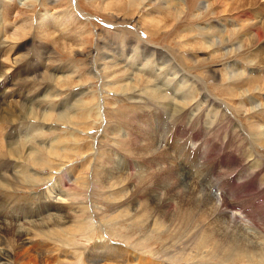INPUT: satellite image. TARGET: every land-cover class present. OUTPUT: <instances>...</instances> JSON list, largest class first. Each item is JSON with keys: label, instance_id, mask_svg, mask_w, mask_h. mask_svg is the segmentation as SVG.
Masks as SVG:
<instances>
[{"label": "rangeland", "instance_id": "1", "mask_svg": "<svg viewBox=\"0 0 264 264\" xmlns=\"http://www.w3.org/2000/svg\"><path fill=\"white\" fill-rule=\"evenodd\" d=\"M24 1L0 0L4 70L0 87L5 86L0 89L1 101L6 108H19L23 95L33 98L44 93L39 95L41 107L28 105L35 114L29 122L9 125L12 111L7 121L1 115L0 220L13 230L8 227L9 234L2 236L12 254L0 264H29L25 247L32 260L41 255L42 264H264V258L252 260L240 254L238 245L243 243H233L231 235H224L220 223L227 218L212 209L217 204L210 198L207 203L212 204L200 202L186 191L189 186L209 193L217 189L213 197L220 192L232 200L227 212L234 213L239 203L251 207L256 218L264 217L258 184L246 186L236 174L244 161L239 157L238 137L231 134L236 128L252 136L264 132L260 114L264 82L258 83L261 90L254 95L246 93L247 101L239 95L247 90L243 79L245 84L249 78H264V66L256 65L255 59L264 41L258 47L245 33L231 36L228 31L237 27L221 15L215 0H37L33 7ZM229 2L235 9L248 4V0ZM259 20L262 25L264 14ZM12 33H17V40ZM21 68L32 74L21 75ZM50 74L55 79L50 81ZM231 77L241 80V88L231 84ZM155 86L166 97L151 96ZM175 101L188 105L183 104L188 116L176 121L173 115L179 113L165 109ZM39 113L52 116L50 122L38 120ZM10 126L18 143L26 134L29 141L40 144L41 154L22 151L11 156L6 144ZM194 126L197 138L192 137ZM157 148L168 151L172 162L157 165L156 152H151ZM258 150L262 157L264 145ZM27 156L41 164L33 168ZM232 163L234 175H230ZM167 166L180 177L173 178L172 185ZM217 172L223 179L215 176ZM177 181L187 184L183 195L173 191ZM244 185L249 193L240 192ZM63 188L68 197L55 204L59 196L50 190ZM42 203L47 207L40 211ZM236 219L246 222L238 214ZM13 225L29 235L18 239ZM111 244L145 261L137 263L131 254L132 261L122 256L107 263L103 252L114 256Z\"/></svg>", "mask_w": 264, "mask_h": 264}, {"label": "bare ground", "instance_id": "2", "mask_svg": "<svg viewBox=\"0 0 264 264\" xmlns=\"http://www.w3.org/2000/svg\"><path fill=\"white\" fill-rule=\"evenodd\" d=\"M70 1V0H69ZM230 0H215V3L216 4H218L219 5V7H220V13H221V15L223 14V15H226V17L229 19V21H231V23L233 24V25H235L237 28H235V27H233L232 28V30H227L228 31V33H230L231 34V36L232 35H234V36H236V37H240L241 35H243L244 33L245 34H247L249 37H250V41H251V43L253 44V45H255V46H257L258 45V47L260 46V44L261 43H263V41H264V21H263V23H262V25L258 22V21H260L259 19H262V17H263V14H264V6H261L262 4H263V2H264V0H263V2L260 4V0H248V4H247V6H246V8H240V9H235V8H232L231 6H230V2H229ZM31 3V6L33 7L34 6V4L36 5V3H37V0H29V1H24V3L23 4H26V3ZM212 4V3H211ZM264 5V4H263ZM255 6H258V8H254ZM184 11V10H183ZM208 13V12H207ZM186 15H188V14H186ZM218 16V15H217ZM184 17V16H183ZM222 17V16H221ZM225 17V16H224ZM224 17H222V18H224ZM227 18H225V19H227ZM228 19H227V21H228ZM256 20H258L257 22H256ZM226 21V20H225ZM0 22H1V20H0ZM260 24V25H259ZM1 30H2V28H1V26H0V32H1ZM3 31V30H2ZM210 31V29H208L207 30V32H209ZM14 32H15V30H14ZM13 32V33H14ZM215 32L216 33H221L222 31H220V30H218V29H215ZM12 33V35L14 36V38L17 40V33L16 34H13ZM49 33V32H48ZM48 33H42V36L43 35H47ZM1 34V33H0ZM66 34H68V32H64V35H66ZM227 34V33H226ZM244 36V35H243ZM246 36V35H245ZM247 36V37H248ZM242 37V36H241ZM226 39V38H225ZM243 40V39H242ZM1 44V43H0ZM64 44V43H63ZM62 45V44H61ZM66 45V44H65ZM68 46V45H67ZM82 46V45H81ZM254 46V48H256ZM72 47V46H71ZM2 48V47H1ZM146 52V50H142V53H145ZM158 55H159V57H161L159 60H162L163 58H165V57H163L162 55H163V53H158ZM131 56V55H130ZM255 56H256V60H258V61H256V65L258 64V65H262V66H264V47H259V49L256 51V53H255ZM255 59L253 60L252 59V63H254V61H255ZM160 62V61H159ZM187 62V61H186ZM16 63V62H15ZM17 64L19 65V67L21 66V63H18L17 62ZM162 64V63H161ZM23 65V64H22ZM235 65V64H234ZM252 65V64H251ZM251 65H249V66H251ZM262 66H261V68H262ZM165 68V67H164ZM246 68V67H245ZM244 68V69H245ZM24 69V68H23ZM22 68H21V75H24V74H28V73H30V72H27V73H25V70H23ZM176 69V68H175ZM230 69V68H229ZM257 69V68H256ZM260 69V68H259ZM263 69V68H262ZM32 70V69H31ZM234 70V69H233ZM236 70H238L237 68H236ZM176 71H178V70H176ZM180 71V70H179ZM245 71V70H244ZM247 71V70H246ZM260 71V70H259ZM33 72V71H32ZM38 73V72H37ZM57 73H61V70H57ZM247 73V72H246ZM260 73V72H259ZM3 74H4V70H2V67L0 66V78L3 76ZM30 74H32V73H30ZM160 74V73H159ZM232 74V73H231ZM237 75H238V73H236ZM236 74H235V76H236ZM240 74V73H239ZM179 75V74H178ZM177 75V76H178ZM264 75V74H263ZM35 76V75H34ZM210 76V75H209ZM248 76V75H247ZM246 76V77H247ZM259 76V75H258ZM52 77L55 79V75L54 74H50V75H48V78L50 79V81L52 80ZM241 77V76H240ZM240 77H238V78H240ZM245 77V76H244ZM249 77H251V76H249ZM263 77V76H262ZM3 78H4V76H3ZM6 78V77H5ZM22 79V78H21ZM26 79V78H25ZM48 79V80H49ZM237 78L236 77H231V81H233V80H236ZM247 79V78H246ZM23 80V79H22ZM45 80V79H44ZM43 80V81H44ZM66 80V79H65ZM244 80V79H243ZM243 80H242V85H244V88H246L247 90H245V91H243L242 93H240L239 95H240V99L241 100H246L247 101V99H249V98H247L246 97V93H252V95H254L255 94V90H261V88L260 87H258V83L259 82H261L262 83V81L264 82V78H262V79H260V77H253V78H249L248 80H247V82H245V84H243L244 82H243ZM3 82H4V80H2ZM46 81H47V79H46ZM59 81V80H58ZM62 81V80H61ZM207 81V80H206ZM241 80H238V81H233L231 84L233 85V86H235L236 87V89H239V88H241V83H239ZM63 82V81H62ZM57 83V82H56ZM169 83V82H168ZM203 83V81L201 82V84ZM238 83V84H237ZM0 84H1V81H0ZM3 84H5L6 85V83H3ZM11 84H13L14 85V83H11ZM128 84V83H127ZM257 84V85H256ZM159 85V84H158ZM263 85H264V83H263ZM164 86V85H163ZM168 86H171V85H168ZM203 86V85H202ZM3 87H5V86H3L2 85V87H0V89L2 88L3 89ZM174 87V86H173ZM6 88H7V86H6ZM127 88V87H126ZM136 89V88H135ZM199 89H202V87H200L199 86ZM204 89V88H203ZM166 90V89H165ZM164 90V91H165ZM174 90V89H173ZM186 90V89H185ZM189 90V89H188ZM230 90V89H229ZM264 89H262V91H263ZM151 91V96H153V97H158L159 99H160V97L162 96V97H166L164 94H162V92H161V89L159 88V87H157V86H155V88L152 90H150ZM253 91H255L254 92V94H253ZM235 92V91H234ZM234 92H232V91H230V94H234ZM42 93H44V92H42ZM42 93L41 94H39V95H42ZM139 93V92H138ZM148 93V92H147ZM146 93V94H147ZM264 93V92H263ZM189 94V93H188ZM193 94V93H192ZM201 94H202V92H201ZM206 94V93H205ZM247 94V95H248ZM39 95H36V96H33V98H28V97H26V95H23L22 97H21V104L20 105H18L19 106V108H16V105H14V107L12 106V108H11V106H9L8 108H6V106L5 105H3V101H1V99H2V95L0 96V122H2L1 120H2V117H1V115L3 116V121H7V115H10L11 113H10V110L12 111V114H13V118H14V120L13 121H11V124H9V125H14V124H16L15 122L17 121V122H24V121H27V122H29V120H30V118L31 117H29V116H34L35 114H34V110L33 109H31L30 108V106H28V105H30V104H36L37 106H39L40 104H42L41 102H43L42 101V99H40L39 100ZM167 95V94H166ZM200 95V94H199ZM258 95H259V93H258ZM261 95V94H260ZM75 96V95H74ZM146 96H148V97H151L150 95H145V97ZM189 96V95H188ZM191 96V95H190ZM76 97V96H75ZM249 97V96H248ZM168 98V97H167ZM183 98V97H182ZM189 98V97H188ZM244 98H246V99H244ZM148 99H150V98H148ZM156 99V98H155ZM206 99V98H205ZM209 99V98H208ZM152 100V99H151ZM191 100V99H190ZM189 100V101H190ZM193 100V99H192ZM264 100V99H263ZM166 101H168V100H166ZM34 102V103H33ZM176 102V101H175ZM173 103V102H168V104H167V102H165L167 105L165 106V109L166 108H169L170 110L172 109L173 111H174V114H175V112L176 113H179L178 115H173V117H174V119H175V121L178 119H182V117H187L188 116V110H185L186 108L184 107V105H186V107L188 106L184 101H177L176 103ZM206 103H207V101H205ZM160 103V102H159ZM262 103H264V102H262ZM18 104V103H17ZM183 105V106H180V105ZM262 105V104H261ZM264 105V104H263ZM31 106H33V105H31ZM36 106V107H37ZM40 107H41V105H40ZM39 107V108H40ZM171 107V108H170ZM211 107V106H210ZM218 107V106H217ZM264 107V106H263ZM253 108H254V106H253ZM168 109V110H169ZM206 109H207V107H206ZM261 109H262V106H261ZM264 109V108H263ZM215 111V110H214ZM259 111V109H257V111L256 112H258ZM172 112V111H171ZM222 112H223V110H222ZM255 112V111H254ZM255 112V113H256ZM36 113V112H35ZM30 114V115H29ZM40 115L38 116L39 117V119L38 120H40V121H42L43 123H46V122H48V118L49 117H52V116H49V115H46V114H41V113H39ZM172 114V113H171ZM250 114H252V113H250ZM260 114H262V116L264 117V112H262V113H260ZM256 115V114H255ZM197 116V115H196ZM260 116V115H259ZM195 117V116H194ZM256 117V116H255ZM257 117H258V115H257ZM227 118V117H226ZM9 119H12V118H9ZM35 119H36V117H35ZM173 119V118H172ZM264 119V118H263ZM192 120V119H191ZM218 121V120H217ZM227 121L228 122H230L231 124H230V127L232 128V126L234 125V123L232 122V120L231 119H227ZM49 122H50V120H49ZM48 122V123H49ZM184 122V121H183ZM5 123V122H4ZM7 123V122H6ZM164 124V123H163ZM195 124V123H194ZM199 124V123H198ZM197 124V125H198ZM44 125H46V124H44ZM48 125V124H47ZM208 125V124H207ZM218 126V125H217ZM235 126V125H234ZM11 127V133H10V136L7 138V141H6V144H7V146L10 148L9 149V152H10V154H11V156L13 155V156H17V155H14V153H18V152H26L28 155H36V156H38V155H40L41 154V150L39 149V148H41V147H39V143H34V141H33V143L31 142V141H29V139H28V137H27V135L25 134L24 136H21V138H23V137H26V139H21V142L20 143H18V141L15 139V137H16V135H15V129L13 128V126H10ZM175 127V126H174ZM209 128V127H208ZM214 128V127H213ZM236 128V126L234 127V129ZM176 129V128H175ZM198 129V128H197ZM216 129V128H215ZM237 129V128H236ZM234 130L231 134H234L235 135V139L237 138L238 139V141H239V143H238V145H237V147H239L240 148V152H239V157H241V159L244 161V164H242V162H241V164L243 165V167L241 166V164H240V166L242 167V168H240L241 170L238 172V173H236L237 174V176H238V179H240L239 181L241 182V183H246V186L247 185H253V184H255V183H257L258 184V192L259 193H261L263 196H264V152H263V156L262 157H259L258 156V148H259V146H261L262 144L264 145V132L263 133H261L260 134V136L259 135H256V134H254L253 136H252V134H245V133H243V132H241L240 130ZM148 130V129H147ZM206 131V130H205ZM217 131V130H216ZM197 133V134H196ZM209 133V132H208ZM21 135H22V133H20ZM199 134V132H198V130H196V127L194 126V128H193V136L192 137H194V138H197V136L199 137L200 135H198ZM205 134V133H204ZM207 134V133H206ZM215 134H216V132H215ZM37 135L39 136V134H36V136L35 137H37ZM216 135H218V134H216ZM215 135V136H216ZM43 136V135H42ZM30 137H33V135H31ZM213 137V136H212ZM211 137V138H212ZM218 137V136H217ZM234 137V136H233ZM231 138V137H230ZM155 138H151V140L152 141H156V140H154ZM160 139V138H159ZM223 139V138H222ZM208 140V139H207ZM160 141V140H159ZM162 141V140H161ZM38 142V141H37ZM164 142V141H163ZM228 142H230V141H228ZM258 142H261L262 144H258ZM160 143V142H159ZM162 143V142H161ZM232 144H234V143H232ZM236 144V143H235ZM161 145V144H160ZM211 145V144H210ZM1 146V145H0ZM162 146V145H161ZM161 146H159V147H161ZM223 146V145H222ZM130 147V146H129ZM143 147V146H142ZM156 147V146H155ZM214 147V146H213ZM235 147V146H234ZM258 147V148H257ZM236 149V148H235ZM144 150V149H143ZM237 150V149H236ZM220 151V150H219ZM151 152H156V158L155 159H158V160H155V162L157 163V165L158 164H161V163H163V164H166V165H168V161L170 160L171 162H172V159H171V155H170V153L168 152V151H161L160 149H158L157 148V150H151ZM162 152V153H161ZM255 153H257V156L255 155ZM22 154H25V153H22ZM154 155V154H153ZM24 156V155H23ZM25 157V156H24ZM238 158V157H237ZM27 159L29 160L28 161V163H31L32 164V167L34 168L35 166H39L40 164H41V161H35L33 158H31L30 156H27ZM240 159V158H239ZM151 161V160H150ZM158 161H160V162H158ZM169 161V162H170ZM240 163V162H239ZM5 165H6V163H4ZM3 164V165H4ZM233 164V163H232ZM153 165V164H152ZM223 166H224V164H222ZM239 165V164H238ZM237 165V166H238ZM31 166V165H30ZM171 166V165H170ZM222 166V167H223ZM228 166V165H227ZM227 166H225L224 168H226ZM236 166V167H237ZM231 167V166H230ZM172 168V167H171ZM228 168V167H227ZM238 168V167H237ZM229 169H232V170H230V175H234L233 173H234V169H235V164H233V166L231 167V168H229ZM237 170V169H236ZM235 170V171H236ZM11 171V170H10ZM9 170H8V172H10ZM154 171H155V169H154ZM157 171V170H156ZM160 171V170H159ZM158 171V172H159ZM165 171V170H164ZM210 171V170H209ZM219 171V170H218ZM251 171V172H250ZM220 172V171H219ZM78 173V172H77ZM165 173L167 174V178L169 179V183H171V185H172V181H173V178L175 179H177V178H180L179 177V175H178V173H176V171H174L173 170V168L172 169H169L168 168V166H167V168H166V171H165ZM158 174V173H157ZM211 174V173H210ZM218 172L217 173H215V176H217V177H219L220 178V180L221 179H223L222 177V174H218ZM228 174V173H227ZM12 175V174H11ZM160 175V174H159ZM208 175V174H207ZM12 176H15L14 174L12 175ZM212 176H213V174H212ZM227 176V175H226ZM229 177V176H228ZM114 178V177H113ZM124 178V177H123ZM138 178H140V177H138ZM199 178V177H198ZM125 179V178H124ZM127 179V178H126ZM145 179V178H144ZM226 179V178H225ZM154 180H155V178H154ZM179 181V180H178ZM178 181H177V184H176V186L174 187V192L175 193H177V194H184L185 193V190H184V188L186 187V183H183V182H179L178 183ZM165 182V181H164ZM240 182H238V183H240ZM211 183V182H210ZM252 183V184H251ZM174 184V183H173ZM146 185H148V183H146ZM165 185V184H164ZM195 185V184H194ZM196 186V185H195ZM241 186V185H240ZM246 186L244 185L243 187H240L241 188V190H240V192L242 193H249V190L246 188ZM255 187V186H254ZM212 188H214L213 186H212ZM216 188V187H215ZM237 188V187H236ZM239 188V187H238ZM237 188V189H238ZM257 188V187H256ZM66 188H63L62 190H61V192H59V190H58V192L56 191V190H50V194H53V193H56L58 196H59V198L56 200V202L57 203H55V204H60V203H62L61 201L63 200V199H65V198H67L68 197V191L67 190H65ZM167 189V188H166ZM237 189H235V190H237ZM158 190V189H157ZM207 190V189H206ZM189 194H191V195H194V196H196V197H198V198H200L199 200H200V202H203V203H207L208 201H209V198H210V200L213 202V204L214 205H218V206H215V207H213L212 206V209H214L215 210V213H218V214H220L221 216H224V217H226L227 219H223L222 220V222L220 223V225H221V227L223 228V230L225 231V233H224V235L225 236H227V235H231V237H232V242L233 243H243V244H240V245H238L239 246V250H240V254H246L247 256H251V259L252 260H254V259H260L261 261L263 260V258H264V235H262L261 233L264 231V217L263 218H256L255 217V215L253 214V212L251 211V207L250 208H248V209H245L244 207H242V205H239V203L238 204H236V207L238 208V210L237 209H235L236 211L233 213H230V212H227V210H228V205H229V203H231L232 202V200H229L228 198V200L227 199H224L223 198V196L220 194V192H217L216 194H217V196H219L218 198L217 197H213V192H216L217 191V189L215 190V191H213L212 193H209L208 191L207 192H205L204 191V188H201L200 187V189H198V188H195L194 186L192 187V186H189L188 188H187V190H186ZM219 191V190H218ZM226 191V190H225ZM234 191V190H233ZM248 191V192H247ZM202 192H204L205 193V195H203L204 193H202ZM239 192V193H240ZM138 193V192H137ZM223 193V192H222ZM236 193V192H235ZM237 193H238V190H237ZM237 193H236V195H237ZM188 195V194H187ZM229 195H230V193H229ZM172 196V195H171ZM170 196V197H171ZM234 196V195H233ZM232 196V198H235V196L233 197ZM242 196V195H241ZM159 197V196H158ZM229 197V196H228ZM231 197V196H230ZM229 197V198H230ZM251 199V198H250ZM173 200V199H172ZM172 200H170V201H172ZM155 201H157V200H155ZM163 201V200H162ZM170 201H168V203L170 202ZM206 201V202H205ZM234 201V200H233ZM212 202L211 203H207V204H212ZM241 202V201H240ZM162 203V202H161ZM243 203V202H242ZM245 203V202H244ZM172 204V203H171ZM246 204V203H245ZM168 205V204H167ZM231 205V204H230ZM247 205H248V203H247ZM253 205V204H252ZM249 206V205H248ZM254 206V205H253ZM46 207H47V205L46 204H43L42 203V205L40 206V211H43V210H45L46 209ZM158 207V206H157ZM161 207V206H160ZM162 207H164V206H162ZM255 207V206H254ZM253 207V208H254ZM59 208V207H58ZM159 208V207H158ZM188 208V207H187ZM205 210H208V208H207V206L206 207H203ZM42 209V210H41ZM51 209V208H50ZM192 209V208H191ZM258 209V208H257ZM51 210H56V207H54V208H52ZM186 210V209H185ZM50 211V210H49ZM173 211V210H172ZM197 211V210H196ZM217 211V212H216ZM231 211H233V210H231ZM182 212H184V211H182ZM198 212V211H197ZM190 213V212H189ZM188 213V214H189ZM196 213V212H195ZM223 213H227L228 214V216H226L225 214H223ZM259 213V212H258ZM236 214H238L240 217H242L244 220H246V222L245 221H240V220H238V219H236ZM38 215V214H37ZM36 215V216H37ZM194 215H196V214H194ZM193 215V217H195ZM204 215V214H203ZM185 216H186V214H185ZM212 216V215H211ZM217 216V215H216ZM60 217V216H59ZM63 217V216H62ZM62 217H60V218H62ZM181 217V216H180ZM198 217H200V216H198ZM208 217V216H207ZM218 217H219V215H218ZM2 218H4V217H2ZM18 218H19V216H18ZM186 218V217H185ZM196 218V217H195ZM198 219H200V218H198ZM208 219V218H207ZM15 220V219H14ZM185 220V219H184ZM193 220V219H192ZM194 220H196V219H194ZM202 220V219H201ZM2 220H0V260H6V259H8V257H10V255L12 254L11 252H9V250L6 248V246H5V240H3L2 239V236H5V235H8L9 233V229H8V227H10V229L12 228V226L11 225H5L4 224V222H1ZM209 221V220H208ZM189 222V221H188ZM195 222V221H194ZM198 222V221H197ZM202 222V221H201ZM204 222V221H203ZM202 225V224H201ZM204 225H206V224H204ZM14 226V225H13ZM17 226V225H16ZM16 226H14L13 228H16V229H14V232H13V235L14 234H16V237L18 238V239H20L22 236H27V235H29V233H28V231L27 230H24V229H20V227H18L19 229H17V227ZM35 226H36V224H35ZM191 227V226H190ZM204 228V227H203ZM202 228V229H203ZM244 228L246 229V231L244 230ZM248 229H250V230H252V231H254V236L253 235H250L248 232H247V230ZM11 230H13V229H11ZM245 232V233H244ZM206 233V232H205ZM209 233V232H208ZM264 233V232H263ZM259 234V235H258ZM223 235V237H224V239L226 240V237ZM15 236V235H14ZM13 236V237H14ZM256 236V237H255ZM208 237V236H207ZM206 237V238H207ZM16 238V239H17ZM262 239H263V241H262ZM21 242L23 241H26V240H20ZM20 242V243H21ZM34 242V241H33ZM31 243V242H30ZM35 243V242H34ZM33 244V243H32ZM106 244H109V242H106ZM112 245V250L114 251V256H112V254H110L109 253V255L107 254L108 252H107V250L105 251V249H103V251H105V252H103L104 254H105V259H106V261H107V263L109 262H115L116 263V261L117 260H120L119 258H122V256L124 257V259H128L129 261L131 260L129 257V255H133V258L132 259H134V260H136L137 261V263H140V262H144L145 261V259L143 258V257H140V256H135V254L134 253H130V254H126L125 252H127L125 249H123V248H121V246L120 245H116V244H111ZM236 247V246H235ZM38 248V247H37ZM101 247H98V248H93V249H100ZM111 248V247H110ZM93 249H91V250H93ZM25 253H23V255H24V257H26L27 259H29V261H30V263L29 264H42L43 263V261H42V259H41V257H39V256H41V255H39L38 256V253L37 254H35L36 256H38V259H35V260H32V258H33V255H28V251H29V249L27 248V247H25ZM110 250V249H109ZM236 250V249H235ZM234 249H233V251H235ZM239 250H237V251H239ZM38 252L40 253L41 251H39L38 250ZM93 252V251H92ZM92 252H90V253H92ZM11 253V254H10ZM227 253H231V252H227ZM237 253H239V252H237ZM232 254V253H231ZM89 255V258L91 259V258H95V255H90V254H88ZM98 255V254H97ZM108 255V256H107ZM36 256H35V258H36ZM234 256V255H233ZM46 257V256H45ZM113 257V258H112ZM227 258V257H226ZM232 258V257H231ZM98 259V258H97ZM101 259V258H100ZM102 259L104 260V262H105V259L102 257ZM38 260H39V263H38ZM102 260V261H103ZM99 261V260H98ZM132 261V260H131ZM257 261H259V260H257ZM2 262V261H1ZM100 262V261H99ZM120 262V261H119ZM123 262V261H122ZM129 263V262H128ZM258 263H260V262H258ZM264 263V262H263ZM90 264H93V262L91 261V263ZM105 264V263H104ZM124 264V263H123Z\"/></svg>", "mask_w": 264, "mask_h": 264}]
</instances>
